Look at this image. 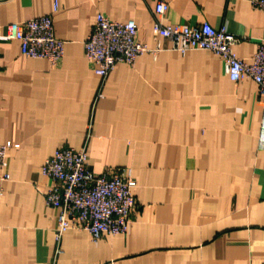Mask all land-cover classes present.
<instances>
[{
	"label": "crops",
	"instance_id": "obj_1",
	"mask_svg": "<svg viewBox=\"0 0 264 264\" xmlns=\"http://www.w3.org/2000/svg\"><path fill=\"white\" fill-rule=\"evenodd\" d=\"M157 1L0 0V143L12 144L0 264H264V96L251 78L231 81L218 55L156 36ZM163 1L164 24L226 27L246 61L264 39L251 0ZM100 13L134 20L158 51L100 77L84 49ZM42 15L65 41L56 66L6 37L8 24ZM64 146L85 148L92 173L126 168L136 180L126 233L73 228L57 240L41 170Z\"/></svg>",
	"mask_w": 264,
	"mask_h": 264
},
{
	"label": "built area",
	"instance_id": "obj_2",
	"mask_svg": "<svg viewBox=\"0 0 264 264\" xmlns=\"http://www.w3.org/2000/svg\"><path fill=\"white\" fill-rule=\"evenodd\" d=\"M251 3L264 11V0H251ZM168 8L163 0L157 1L153 28L156 36L168 39L171 49L183 54L190 50H207L218 55L231 81L237 83L251 78L264 96V39L250 61H246L236 55L233 47L239 39L226 27L215 28L207 22L166 25L160 18ZM138 29L134 20L119 22L101 13L97 16L84 42L86 58L97 75L105 78L118 63L133 65L145 53L158 51L139 41ZM6 37L20 42L25 57L46 59L51 66L58 65L65 54V41L56 37L51 15L10 23ZM259 142L260 147H264V114ZM11 147L10 142L0 143V198L4 184L11 177L8 169ZM41 173L50 181L45 202L58 211L55 230L58 241L64 232L73 228L88 231L94 240L128 231L136 207L137 182L126 168L92 173L88 169L85 148L64 146L45 161Z\"/></svg>",
	"mask_w": 264,
	"mask_h": 264
}]
</instances>
